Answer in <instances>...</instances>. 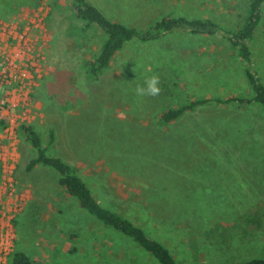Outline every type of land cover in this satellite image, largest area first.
<instances>
[{
	"label": "rangeland",
	"instance_id": "1",
	"mask_svg": "<svg viewBox=\"0 0 264 264\" xmlns=\"http://www.w3.org/2000/svg\"><path fill=\"white\" fill-rule=\"evenodd\" d=\"M112 21L148 28L166 17H210L234 30L247 0H89ZM46 6V47L29 125L77 167L102 205L167 245L180 264L264 259V117L255 106L209 105L163 126L159 116L199 95L247 91L243 68L224 36L169 34L128 44L99 78L86 64L105 35L87 26L68 0H0V25ZM264 79V17L252 44ZM160 78L156 97L138 96ZM0 121V226L32 264H158L134 240L81 209L41 166L19 131ZM239 150V152H238ZM16 158L11 185L6 158ZM1 234V227H0Z\"/></svg>",
	"mask_w": 264,
	"mask_h": 264
},
{
	"label": "trees",
	"instance_id": "2",
	"mask_svg": "<svg viewBox=\"0 0 264 264\" xmlns=\"http://www.w3.org/2000/svg\"><path fill=\"white\" fill-rule=\"evenodd\" d=\"M74 4L77 18L89 27L101 28L105 38L93 58L86 64L87 74L99 78L109 69L117 55L130 43L157 41L169 34L188 32L194 36H224L240 60L247 91L234 95H199L184 101L179 107L164 111L159 123L169 126L178 123L185 115L209 105L255 106L264 117V79L256 67V55L252 44L257 39L259 27L264 17V0H247L246 11L241 14V22L234 30L225 29L217 20L210 17H166L148 28L133 27L110 20L101 9L89 0H68ZM21 132L35 156L30 160L27 170L33 171L41 166L49 167L59 174V185L76 198L81 209L96 218L103 225L134 240L146 250L158 264H180L170 248L151 237L141 226L118 211L101 204L90 186L80 175L77 167L59 155L51 154L56 146V132L50 129L48 145H45L41 132L35 126L24 125ZM8 264H32L24 252L15 251ZM236 264H264V259H252Z\"/></svg>",
	"mask_w": 264,
	"mask_h": 264
},
{
	"label": "built area",
	"instance_id": "3",
	"mask_svg": "<svg viewBox=\"0 0 264 264\" xmlns=\"http://www.w3.org/2000/svg\"><path fill=\"white\" fill-rule=\"evenodd\" d=\"M48 11L43 6L32 17L29 14L0 25V121L11 143H16L21 128L29 125L37 106L34 93L45 61ZM6 159L7 183L11 185L16 158ZM0 227V264H8L16 238L9 224L2 222Z\"/></svg>",
	"mask_w": 264,
	"mask_h": 264
},
{
	"label": "clouds",
	"instance_id": "4",
	"mask_svg": "<svg viewBox=\"0 0 264 264\" xmlns=\"http://www.w3.org/2000/svg\"><path fill=\"white\" fill-rule=\"evenodd\" d=\"M138 96L156 97L161 92L160 78L158 75H153L145 79L144 86L138 85L135 89Z\"/></svg>",
	"mask_w": 264,
	"mask_h": 264
},
{
	"label": "crops",
	"instance_id": "5",
	"mask_svg": "<svg viewBox=\"0 0 264 264\" xmlns=\"http://www.w3.org/2000/svg\"><path fill=\"white\" fill-rule=\"evenodd\" d=\"M40 168V167H39ZM39 168H37V169H39ZM36 170V169H35ZM34 171V170H33ZM18 252H23V251H18Z\"/></svg>",
	"mask_w": 264,
	"mask_h": 264
},
{
	"label": "bare ground",
	"instance_id": "6",
	"mask_svg": "<svg viewBox=\"0 0 264 264\" xmlns=\"http://www.w3.org/2000/svg\"><path fill=\"white\" fill-rule=\"evenodd\" d=\"M238 152H239V150H238Z\"/></svg>",
	"mask_w": 264,
	"mask_h": 264
}]
</instances>
